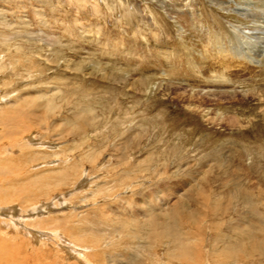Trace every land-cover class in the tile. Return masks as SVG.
I'll list each match as a JSON object with an SVG mask.
<instances>
[{"label": "rangeland", "instance_id": "rangeland-1", "mask_svg": "<svg viewBox=\"0 0 264 264\" xmlns=\"http://www.w3.org/2000/svg\"><path fill=\"white\" fill-rule=\"evenodd\" d=\"M240 1L264 2L0 0V114L20 118L28 130L19 136L37 144L0 160V196L12 202L2 215L18 222L64 193L38 217L52 215L97 252L121 253L120 264H178L200 214L206 248L230 239L239 255L263 253L252 235L264 234V39L243 36L254 27L235 11ZM230 34L256 63L236 56ZM240 259L220 262L264 264L263 254Z\"/></svg>", "mask_w": 264, "mask_h": 264}, {"label": "bare ground", "instance_id": "bare-ground-1", "mask_svg": "<svg viewBox=\"0 0 264 264\" xmlns=\"http://www.w3.org/2000/svg\"><path fill=\"white\" fill-rule=\"evenodd\" d=\"M251 4L252 3H247V2H243V1L241 2L240 1V3H236V6L234 7V9H235V11L238 13V15L240 17L245 18V19H249L250 22L252 23V26L254 27L253 30H249V32L247 31L248 33L246 32L247 34H244L243 36L244 37H249V36L250 37H257V38L263 40L264 36H258L257 34L264 35V2H262L261 6L259 5L260 7H258L254 3L252 5ZM251 6H253V7H251ZM213 36H215V35H213ZM217 37L220 38V36H217ZM234 37L237 38V35L234 36V35L230 34L229 42L232 43L231 44V49H233L236 52V56L237 57L240 56L241 58H243L242 60H244V55H247V57H249V59H250L249 62H251V63L255 62L256 63L257 57L253 56L254 55L253 53L245 52L246 49L242 48L240 46V44L235 45V43L233 42ZM245 47L247 48V46H245ZM257 55H260V53H258ZM5 99L6 98H0V101L5 100ZM8 106H7V108L10 109ZM4 107H6V105ZM21 108H23V107H21ZM48 109H50V108H48ZM8 111H10V110H8ZM20 111H22V110L20 109ZM203 111L204 110H202V112ZM203 113H206V116L210 115L208 113V111H204ZM9 114H10V112H8V114L6 112L3 115L0 114L1 115V117H0V126L2 127V128L0 127V160L3 158L2 162L6 161L4 159V157H10V160H11V157H14V154H15L14 150L22 151L26 146H28V147L29 146L31 147L33 145H35L34 147L37 146L36 143L33 144V141H32L33 138L28 139V140H30V142H28L27 139H25V137H22V136L20 137L19 136L21 134V132L23 133V132L28 130V126L25 125L20 118H13ZM26 117H27V115H26ZM216 118L217 117H211L210 116L209 120L210 121L212 120V122L214 123V121H217ZM26 119L28 120L29 118H26ZM45 122H46V120H45ZM8 138H9V140H11L12 138H19V139L15 140V141L14 140L13 141H9V140L6 141ZM40 146H46L47 147V144L43 143V144H40ZM38 147H39V145H38ZM49 147H51V146H49ZM51 148H53V147H51ZM19 153L21 154V152H19ZM14 162L15 161H13V163ZM47 163L49 165H52L54 162H53V160H51V161H48ZM38 164L39 163H36L34 165L32 164L33 165L32 167L36 169V168L39 167ZM15 165H14V167H15ZM1 167L2 166H0V171L2 170ZM50 167H52V166H50ZM40 168L41 169L39 171L44 170V169H42V166ZM21 174H19V175H21ZM22 180H24V179H22ZM7 185H9V184H7ZM10 189H12V188H10ZM0 190H4L3 186H0ZM0 194H1V191H0ZM7 194H10V193H7ZM15 194H17V193H15ZM64 196H66L64 193H58L57 192V193L47 197L45 202H41L39 200L40 201V202L38 201L39 203L36 202L37 204H32V206L30 208H28L26 210H21L20 216L17 218L18 222L15 221L12 217L7 218L4 215H2L1 211H6V212L8 211L9 212L12 209V205H11L12 202L7 201L4 198H1L2 196H0V234L2 232L6 234V235H3L4 238L1 239V237H0V239H1L0 240V249H1V247L7 245V241H9L11 243L13 242L12 246L14 247V250L12 252L10 251L11 254L10 255L8 254V256L4 255L3 253L0 252V264H57L59 262V261L54 262L53 260L52 261L49 260L50 258H48V256H46L47 253L45 254V251H49V253H48L49 257H51V255H56V254H57V257L60 256V258H61L60 264H68V262H66V260L68 261L69 260L68 258L71 257V256L73 257V260H69L70 261L69 264H120L121 263L120 261H118V257L121 256V253H117L116 252V253L113 254L111 252L108 253L106 251L97 252L95 248L99 247V245H88V244H85L83 242L81 243V241L73 240L71 238V235L69 233H67L64 229H62L61 225H57V224H52L51 225L50 222L52 220H55L52 215L45 216L44 219L38 217L37 210H38L39 207L40 208H44L45 207V209H41L38 212L45 211V210L49 209L48 207L55 208V206H58V205L62 204L63 201L65 203L66 200L64 199ZM153 198L156 199L157 196L156 197L151 196L149 200L151 201ZM198 200H200V199L198 198ZM203 205H206V203L203 204ZM58 208H59V206L57 207V209ZM57 209L54 210V211H58ZM74 211H76V210H74ZM145 211L147 212L146 215H145V219H147V216H152V214L149 212V210L148 211L145 210ZM49 212L53 213V209H52V211H49ZM34 213H35L36 217H34ZM186 222H188V221L186 220ZM189 222H190V220H189ZM196 222H197L198 232L197 233L193 232L194 234L192 233L191 236L190 235H186L185 237H182V240H181L182 247L179 250L177 249V252H175L174 255H173V258L178 262V264H222L220 262V261H223V260H221V258L224 255H229V253L233 254L234 256H236V254H237L238 258L239 259L241 258L240 260H242V258L247 259V260L250 259V258L257 259V254H259V255L263 254L264 255V252L263 253H258L253 248H251L250 253L244 252L241 255H239V252L236 249V246H237L236 242H238V241H236L234 243H231L229 241L230 240L229 238H228L229 239L228 241L226 239H223L225 241L222 240L220 245H218L216 243L213 244L216 247L210 246L209 248H206L205 247V243H203L205 241V238H204V236L201 233L203 228L206 226L205 225V223H206L205 215L204 214H200L197 217V221ZM180 223L181 224H178V229H180V226H183V224L185 222L181 221ZM185 224H187V223H185ZM172 225H173V223H172ZM216 226H217V228L219 227L217 224H216ZM36 227H40L39 230H37ZM178 229H176V230L178 231ZM36 231H38L40 234L42 233L40 235V237L37 236L38 240H36V237L34 235V232H36ZM263 231H264V229H263ZM45 232H47L46 235H45ZM43 235H44V237H42ZM220 235H222V232H221ZM260 236H261V238L258 237L256 234H253L252 238L254 240H256V241H262L263 240L262 244L264 246V234H262ZM219 237L217 238V240L223 238V237H221V238H219ZM226 237H224V238H226ZM28 242H31V243L35 242V245H33L34 247H33V250L31 249L32 250V251H30L31 253H26L25 256H23L21 254L23 256V259H22V258H20V253H21V251L23 252L24 250L27 249V246L29 245V244L27 245ZM211 242H213V241L211 240ZM239 244L242 247L244 245V242L243 241H239ZM36 245H38V246L36 247ZM7 247H8V245H7ZM52 247H57V249H56L57 253H53L52 252V249H53ZM65 248H68L70 253H72V254L67 253ZM32 252H34V256L32 255ZM205 252H207V253H206V256H205V259H204V253ZM41 254H43V255H41ZM213 255L217 256L219 261H217V262H215V261L212 262L213 260L212 261H208L209 258H211L210 256H213ZM4 256H7L8 259L6 257H4ZM129 256H130V258L133 257L131 260H132L133 263H136V260L134 259L133 254L129 253ZM151 256H153V255H151ZM170 259H172V256H171ZM39 260H42L43 262H41ZM150 262L151 261H148V262L143 263V264H148V263L150 264ZM168 262L170 263L171 260H168Z\"/></svg>", "mask_w": 264, "mask_h": 264}]
</instances>
